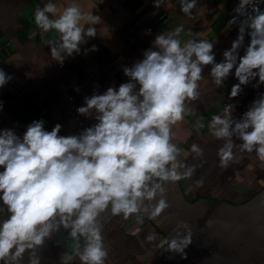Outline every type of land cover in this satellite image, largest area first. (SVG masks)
Returning <instances> with one entry per match:
<instances>
[{"label":"clouds","instance_id":"obj_1","mask_svg":"<svg viewBox=\"0 0 264 264\" xmlns=\"http://www.w3.org/2000/svg\"><path fill=\"white\" fill-rule=\"evenodd\" d=\"M171 2L153 0V6L167 10ZM176 2L189 17L199 4ZM262 5L264 0H237L236 15L226 25H237V35L219 61L216 38H198L199 33L188 29L182 39L183 24L155 35L142 58L131 66L121 65L126 82L84 96L76 112L94 123L76 133L61 134L63 125L58 122L49 130L43 118L33 119L22 134L14 127L0 128V264H45L43 249L61 229L71 250L60 255V264H106L107 217L134 216L138 223L141 213L159 217L170 206L166 183L191 177L195 169L179 158L184 150L176 142L175 126L192 114V104L205 87L201 82L210 77L211 84L221 88L234 76L238 82L228 92L229 101L244 91L243 86L264 85ZM100 19L85 10L82 0H44L33 12L42 33H55L47 45L51 62L61 67L97 36ZM96 50L93 44L83 48V54ZM205 66H210L208 77L203 75ZM12 79L0 67V89ZM3 107L0 101V111ZM235 109L230 102L208 122L210 134L223 141L216 149L221 169L237 159V152L254 153L264 163V91L239 118L233 115ZM190 151L204 153L197 143ZM172 232L158 241L154 232L145 239L156 241L155 247L163 252L186 257L193 243L189 222L177 220Z\"/></svg>","mask_w":264,"mask_h":264},{"label":"crops","instance_id":"obj_2","mask_svg":"<svg viewBox=\"0 0 264 264\" xmlns=\"http://www.w3.org/2000/svg\"><path fill=\"white\" fill-rule=\"evenodd\" d=\"M43 3L44 0H0V66L13 76L0 89V101L4 103L0 128L14 127L19 134L33 119H45L49 130L61 123L64 135L94 123L76 112L84 96L126 82L128 77L121 65L131 66L142 58L143 50L164 30L183 24L182 39L187 38L188 29L199 33L198 38H216L217 61L223 58V51L231 46L238 31L237 25L226 27L227 20L236 15L235 0H199L191 17L180 12L176 0L167 10H156L153 0H82L86 11L101 17L97 36L82 46L81 54L66 59L61 67L51 62L47 45L55 33H42L33 22L36 6ZM163 12L168 16L155 23ZM248 42L246 37L245 44ZM93 44L97 50L83 54V48ZM209 70L210 66H205L203 75L208 77ZM237 82L234 76H229L221 88L211 84L210 77L201 82L205 87L192 104V114L175 126L176 142L184 150L179 158L195 166L192 176L166 183L170 206L156 219H150L147 213H141L140 223L134 216L128 220L119 216L105 219L109 251L106 264H264V183L260 182L264 163L254 153L237 152V159L227 169H221L216 149L223 141L213 137L208 128L211 116L221 113L228 103L236 105L233 115L239 118L257 93L264 91V85L256 89L249 84L229 101L228 92ZM43 111L46 114L41 116ZM192 143L204 149L202 156L190 151ZM177 220H187L193 232V243L183 258L163 252L155 247L156 241L145 239L153 232L157 241L173 235ZM69 250L71 242L61 229L43 249L45 264H60V255Z\"/></svg>","mask_w":264,"mask_h":264},{"label":"built area","instance_id":"obj_3","mask_svg":"<svg viewBox=\"0 0 264 264\" xmlns=\"http://www.w3.org/2000/svg\"><path fill=\"white\" fill-rule=\"evenodd\" d=\"M235 1L237 2V0H235ZM261 7H264V6L262 5ZM167 16H168L167 12H163V13H161V14L157 17L155 23H160V22H162L163 20H165V18H166ZM0 67H3V66H0ZM3 68H4V67H3ZM45 114H46L45 111H43V112L40 113L41 116H44Z\"/></svg>","mask_w":264,"mask_h":264}]
</instances>
